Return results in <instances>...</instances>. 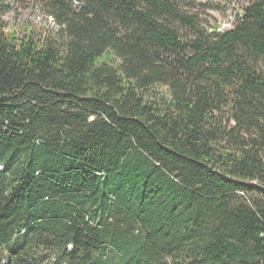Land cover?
<instances>
[{"label": "trees", "instance_id": "obj_1", "mask_svg": "<svg viewBox=\"0 0 264 264\" xmlns=\"http://www.w3.org/2000/svg\"><path fill=\"white\" fill-rule=\"evenodd\" d=\"M39 1L62 43L0 27V255L264 264V0Z\"/></svg>", "mask_w": 264, "mask_h": 264}, {"label": "rangeland", "instance_id": "obj_2", "mask_svg": "<svg viewBox=\"0 0 264 264\" xmlns=\"http://www.w3.org/2000/svg\"><path fill=\"white\" fill-rule=\"evenodd\" d=\"M249 1L176 0V3L181 13L192 17L201 28L213 31L214 28L219 27L220 32H227L232 29ZM0 27L7 34L13 28L21 37L30 31L36 40H43L47 36H50L56 44L65 40L61 37L60 27L56 24L55 19L48 14L45 6L39 0H0ZM176 27L184 36L189 33L182 23L177 24ZM262 69L264 71V66ZM221 121L229 131L236 126L233 119L227 115L221 117ZM241 134L246 137L244 133ZM37 212L39 211L35 210L33 214ZM0 260L2 264H8V261L1 255Z\"/></svg>", "mask_w": 264, "mask_h": 264}]
</instances>
